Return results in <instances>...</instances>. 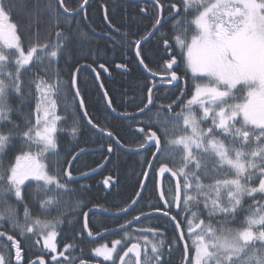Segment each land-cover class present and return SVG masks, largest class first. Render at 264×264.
I'll return each mask as SVG.
<instances>
[{
	"label": "snow or ice",
	"instance_id": "obj_1",
	"mask_svg": "<svg viewBox=\"0 0 264 264\" xmlns=\"http://www.w3.org/2000/svg\"><path fill=\"white\" fill-rule=\"evenodd\" d=\"M83 2L86 4L87 0ZM59 3L63 5V0H59ZM154 3L161 11L152 31L144 37L145 41L148 36L159 32L163 26L162 20L166 22L164 5L160 0H154ZM181 4L183 15L175 3L167 8L168 15L174 17L173 36L160 35L167 56L163 61L164 71L168 74V79L160 81V84L174 85L181 81L178 71L182 64L185 74L190 72L194 81L193 92L189 99L180 101L181 111L174 113L172 109L177 100L167 105L157 103L167 97L160 95L162 88L152 81V86L147 88V95L141 101L142 106H138L139 113L147 119L144 127L139 129L143 139L139 148L154 147L160 154L156 158L160 164L159 174L170 173L176 178L175 192L171 200L164 203L170 209H178L177 215L185 216L187 232L194 248L191 264H264V202L256 201L248 207V215L240 227H225L222 221V226L217 228L211 223V218L220 214L235 218L238 210H244L245 196L254 197L256 193L264 195V0H181ZM10 6L7 0H0V126L11 122L8 90L11 88L24 98L22 71H31L30 65H43L45 60L50 66L68 51L60 41L69 38L61 32L56 33L57 43L29 44L25 51L17 25L10 22L7 11ZM64 11L67 13L68 9ZM190 11L191 17L188 15ZM169 39L172 43H169ZM140 43L139 40L135 42L137 49ZM136 55L140 56L139 50ZM177 56L181 63L177 62ZM139 62L148 69L143 59ZM100 67L103 69L104 66ZM150 74L153 77L157 75L155 72ZM56 76L51 82L39 77L31 82L38 92L35 123L25 116L27 127L22 132L10 130L5 133L0 130V209H3L0 211V228L8 223L10 229L21 237L42 236L43 246L50 253H57L56 238L64 223V213L53 219H48L47 215L52 208H59L66 192L72 191L67 181L78 180L68 170L63 174L59 169L50 171L46 163L49 153L56 154L57 125L63 119L56 113L55 97L66 85L59 79L58 71ZM72 84H75L74 75ZM153 88H157L155 100ZM75 95L79 96L78 88ZM79 103L83 105L82 98ZM108 103L110 105L111 101ZM83 115L87 117V112ZM130 119L134 120L135 117ZM204 121H210L206 129L201 127ZM88 122L92 123L90 118ZM11 123L14 129L19 128L15 122ZM78 131V123L74 122L71 128L74 138ZM17 134L22 141L21 151L11 163L5 165L11 138ZM108 135L112 134L109 132ZM111 150L109 146L108 151ZM78 155L72 159L76 160ZM161 158H171L176 168L162 163ZM225 168L229 175L224 174ZM61 175L65 182H61ZM202 176L212 179L213 183H203ZM254 179L258 180L256 186H252ZM26 181L36 182L33 198H39L43 219L40 214L33 216L25 202L21 222L16 209L7 204L6 196L9 193L17 201L24 202ZM103 183L107 185L109 180ZM160 195L162 198L163 192ZM136 203V200L132 201V204ZM201 203L209 217L207 223L199 218L198 206ZM83 206L77 201V208ZM193 208L197 210L193 211ZM121 211L127 213V209ZM83 215V227L87 229V213ZM164 215H170V211L164 212ZM145 219H150V215H145ZM171 219L176 221V216H171ZM133 220L139 221L140 216L133 217ZM130 223L131 220L126 221V224ZM126 224L120 226L124 230V239L112 241L111 248L107 244L96 247L93 249L96 257H103L112 264H167L163 259L166 240L159 230L144 228L140 230V236H131ZM175 226L180 227L178 221ZM145 233L151 234L153 239H149ZM87 235L92 237V231L88 230ZM3 237L12 242L19 264L22 260L20 241L0 231V238ZM179 238L183 240L184 232H180ZM175 243L167 244V248L170 250ZM188 247L185 241V264H188ZM69 249H74V246L65 245L63 252L53 255L51 259L56 264H75L73 258L65 256ZM60 256L65 258L60 260ZM40 259L43 264L42 257ZM0 264L11 262L0 253ZM80 264L87 262L81 260Z\"/></svg>",
	"mask_w": 264,
	"mask_h": 264
},
{
	"label": "trees",
	"instance_id": "obj_2",
	"mask_svg": "<svg viewBox=\"0 0 264 264\" xmlns=\"http://www.w3.org/2000/svg\"><path fill=\"white\" fill-rule=\"evenodd\" d=\"M152 1L154 0H90L79 14L70 16L63 12L59 0H7V3L11 5L7 9L8 15L11 22L17 25V31L21 36L25 51H27L29 44L38 42L53 45L57 43V32H61L69 39L60 41L68 49L67 53L60 55L50 66L45 60L43 65H30L31 71L28 69L22 71L24 98L22 99L11 88L8 90V103L12 108L9 114L10 121L15 122L19 128L14 129L12 123L8 122L0 126V130L5 133L10 130L22 132L27 127L24 120L25 116L32 123H35L38 92L31 82L36 81L38 77L51 82L57 78L56 73L58 71L59 79L66 87L55 97L57 115L63 119L58 126L56 154L49 153L46 161L49 170L55 172L59 169L60 173L63 174L72 161V157L80 153L81 149L93 151L76 160L71 170L74 177L84 176V174L100 168L108 161L105 168L95 176L80 181H67L68 188L72 191L66 192L59 208H52L47 215L48 219H53L64 213L62 216L64 223L59 228L57 238L58 253L63 252L65 245H73L74 249H69L65 256L73 258L75 264H80L81 260L88 263L112 264L96 258L93 249L99 243L110 244L114 240L124 239V231L104 236L102 240L94 243L88 238L83 227V213L89 212V209H101L109 213H118L122 212V209H127L140 193L145 178L144 174L147 172L156 152L154 147L136 154H130L124 150V148H139L143 142L139 129L144 127L147 122L146 116L142 114L133 120L114 115L107 105L106 97L95 74L97 73L103 90L111 101V106L115 112L120 115L139 112L138 106H142L141 101L147 95V88L152 86V81L159 83L158 80L146 74L141 67L136 57L137 47L135 46L137 40H144V37L152 31L157 19L159 10ZM160 3L164 5L163 15L166 22L163 20V26L159 28V32L144 43L139 51L141 59L144 60V64L148 65L147 70L150 73L155 72L157 76H165L167 73L164 71L163 61L167 56L160 35L167 34L169 38L173 36L174 17L171 18L168 15L167 8L175 3L180 7L181 15H183V5L181 0H160ZM63 4L68 12H75L83 6L84 2L83 0H63ZM106 14L107 19L105 18ZM188 15L189 17L192 16L191 11ZM57 20H59L58 24ZM169 43H172L171 39H169ZM177 62L181 63L179 56H177ZM100 65L104 66L103 69ZM81 66L88 67L80 72L77 80L79 94L83 99L88 118L97 128L114 135L124 148H120L110 138L92 130L83 117L82 108L72 84L73 75H75L76 69ZM178 75L182 77L178 85L159 87L162 88L160 95L167 98L157 102L167 105L173 100H177V104L172 109L174 113L181 111V100H187L191 97L194 84L190 72L185 74L182 64ZM181 93L184 95L181 96ZM156 95L157 89L153 92L154 100ZM155 111L156 109L153 110V112ZM74 122L78 123L79 129L75 138L71 132ZM201 126L206 129L210 126V121L202 122ZM220 138L224 139L223 136ZM161 144L163 146V137H161ZM109 146H111V151H108ZM21 148L20 135H14L6 152L5 165L14 160ZM161 162L167 163L169 167L174 169L177 166L171 158H161ZM159 166L160 164L156 160L145 185L144 193L133 210L119 217L93 212L89 215L88 227L97 234L125 225L126 221L129 220L134 222L136 221L133 220L135 216L142 217L156 212L170 211V217L176 216V221L179 222L184 232V238L188 242L191 256L192 248L186 231L185 216L177 215L176 208L170 209L168 204V208L165 210L159 198L157 177ZM224 174L229 175L226 168ZM106 179L109 180V189L103 183ZM201 179L205 184L213 183L210 178L202 176ZM61 182H65L63 175H61ZM257 184L258 180L254 179L252 186ZM35 191L36 183H28L24 188V202L17 201L10 193L6 196L7 204L16 209L21 222L24 218L25 202L33 216L40 214L41 218H44L40 210L39 198H33ZM174 192V181L169 177L165 178L163 181L165 200L170 201ZM77 201H80L84 206L77 208ZM256 201L264 202V195L256 193L254 197L245 196L242 205L244 210H238L235 218L220 214L213 216L211 223L217 228L222 226L220 223L222 221L225 222L223 224L225 227H240L245 216L248 215V207L254 205ZM156 209H161V211H156ZM2 210L0 209V211ZM192 210L196 211L197 209L193 208ZM198 211L199 218L207 223L209 217L203 203L198 206ZM170 217L161 214L152 215L150 219H143L135 223L127 231L131 236H140L141 234H131L133 227L139 230L144 228L159 230L166 240V247L172 241L176 242L170 250L168 249L167 264H184V247L179 238L176 224ZM70 220L72 221L71 224H69ZM0 231L7 232L15 240L20 241L23 261L22 263L20 261L19 264H29L41 257L46 260L47 264H56V261L51 259L56 254L50 253L44 248L42 236L21 237L16 231L10 229L8 223H5ZM149 237L151 236L149 235ZM0 253L5 256L6 260H10L11 264H18L15 258V248L6 237L0 238ZM59 259L63 260L64 258L60 256Z\"/></svg>",
	"mask_w": 264,
	"mask_h": 264
},
{
	"label": "water",
	"instance_id": "obj_3",
	"mask_svg": "<svg viewBox=\"0 0 264 264\" xmlns=\"http://www.w3.org/2000/svg\"><path fill=\"white\" fill-rule=\"evenodd\" d=\"M89 1H90V0H87V3H86V4L84 3L83 6H82L79 10H77V11H75V12H67V13H66V12L64 11V9H65L64 4H63V5L60 4V7H61V9L63 10V12H64L65 14L70 15V16H74V15L79 14V13H80V12L86 7V5L89 3ZM130 1H137V0H130ZM154 4H155V3H154ZM157 7L159 8L158 5H157ZM159 11H161L160 8H159ZM171 18H172V17H171ZM162 22H163V20L161 21V23H162ZM152 37H153V36H148L147 41H149ZM147 41L142 40L141 43H140V45H139V49L136 48V52H137L138 50H140V47H141L144 43H146ZM136 57H137L138 61L141 59V56L138 57V56L136 55ZM139 63H140V62H139ZM140 65H141V67L143 68V70L145 71V73L151 76L150 72H149L147 69H145L144 66H143L141 63H140ZM85 68H88V67H87V66H81V67H79V68H78L79 71H76V73H75V75H74V78H75V84L73 85L74 92H75V89L78 88V87H77L78 76H79L80 72H81L83 69H85ZM174 68H175V66H174ZM95 74H96L97 81H98V83H99V85H100V88H101V90H102L104 96L106 97L107 105H108L110 111H111L114 115H116V116H118V117H121V118H130V117H133V116H134V117H137V116L142 115V113H139V112L136 113V114H122V115H120V114H118L117 112H115V111L113 110L111 104L109 105V103H108L109 98L107 97L105 91L103 90V87H102V85H101V81H100V79H99L97 73H95ZM152 77H153V76H152ZM153 78H154V79H157V80H167V79H168V76H167V77H159V76H155V77H153ZM179 82H180V81L175 82L174 85H170V84H157V86H158V87H161V86L174 87V86L178 85ZM155 89H157V88H153V89H152V92H154ZM76 97H77L78 101H80V99H81L80 94H79V96H76ZM80 105H81V104H80ZM81 108H82V113H84V112H85L84 105H82ZM83 117L85 118V120L87 121V123L89 124V126L91 127L92 130H94V131L100 133V134L103 135V136H106V137L110 138V139L113 140L115 143H116V141H118L114 135L109 136V135H108V132L101 131V129L97 128L93 123L90 124V123L88 122V120H89L88 116L85 117V116L83 115ZM116 144H117L120 148H124V147L121 145L120 142H119V143H116ZM149 148H153V147H147V148H145V149H141V148H136V149H128V148H126V149H125V148H124V150L127 151V152L130 153V154H136V153L144 152V151L148 150ZM92 151H93V150L80 152L79 155H78V157H77V159H78L80 156H82V155H84V154H86V153L92 152ZM158 156H159V153L155 152V155L153 156L152 161H151V163H150V165H152V167H149V168H148V170H147V172H146L147 175H146L145 178H144V181H143V184H142L141 191H140V193L138 194L137 198L135 199V200L137 201V203H136V204H131V205L127 208V213H129L131 210H133V209L136 207V205L138 204V202L140 201V199H141V197H142V195H143V193H144L145 185H146L147 180H148V178H149V176H150V174H151V172H152V170H153V168H154L155 162H156V160H157L156 158H157ZM77 159H76V160H77ZM76 160H73V159H72V161L70 162V165H69V167H68V169H67L68 171H71V168H72V166L74 165V163H75ZM107 162H108V161H107ZM107 162L104 163L100 168H98V169H96V170H94V171L88 173L87 175H84V176H81V177H77V178H78L77 181H80V180H83V179H87V178H90V177H92V176H95V175L99 174V173L105 168ZM157 177H158V192H159V197H160V200H161L162 204L164 205V207L167 208V204L164 203V201H165V199H164V195H163L162 198H161V195H160V193L163 192V180H164L165 178L169 177V178H171V179L174 181V183H175L176 178H175V177H172L170 173H165L163 176H161V175L159 174L158 171H157ZM71 182H74V181H71ZM176 211H179V210L176 209ZM93 212L104 213V214H108V215H111V216H114V217H119V216H123V215L127 214V213H125L124 211H122V212H118V213H109V212L103 211V210H101V209H92V211H89L88 213L90 214V213H93ZM158 214L164 215V213H157V212H156V213H152V214H148V215L152 216V215H158ZM87 215H88V214H87ZM143 219H145V216L140 217V220H139V221H141V220H143ZM139 221H134V222H132V223H130V224H127V225H126V229L132 227L133 225H135V223H137V222H139ZM174 222H175V224H176V221H174ZM88 230H89V227H88L87 229H85L86 233L88 232ZM123 231H124V230L121 229V227H120V228H118V229H116V230H113V231H107V232H104V233H102V234H100V235L104 237V236H107V235H110V234H115V233H119V232H123ZM178 231H179V234H180V232H183L181 227L178 228ZM90 239H91V240H95L94 237H90ZM181 242H182L183 247H184L185 238H183V240H181ZM130 255H131V254H130ZM187 259H188V264H189V259H190V253H189V250H188V253H187ZM42 260H43V264H47L46 260H44V259H42ZM22 261H23V260H21V263H22ZM34 262H35V264H41V259H37V260H35ZM31 264H32V263H31ZM87 264H94V263H88V262H87ZM184 264H185V262H184Z\"/></svg>",
	"mask_w": 264,
	"mask_h": 264
},
{
	"label": "flooded vegetation",
	"instance_id": "obj_4",
	"mask_svg": "<svg viewBox=\"0 0 264 264\" xmlns=\"http://www.w3.org/2000/svg\"><path fill=\"white\" fill-rule=\"evenodd\" d=\"M165 208V207H164ZM165 210H167V209H165ZM119 227H117V228H115V229H113V230H116V229H118ZM109 231H112V230H109ZM133 231H134V233H133ZM131 234H141V232H140V230L139 229H137V228H135V227H133L132 228V230H131ZM93 233V232H92ZM103 232H100V233H93V235H100V234H102ZM145 234H148V233H145ZM148 235H150L151 236V234H148ZM88 236V235H87ZM88 238L90 239V237L88 236ZM150 239H153V237L151 236V237H149ZM91 240V239H90ZM123 240V239H122ZM98 242V241H97ZM133 242H135V241H133ZM103 244H107L108 246H110V247H112V242L109 244V243H105V242H103V243H99V245H103ZM99 245H97V246H99ZM97 246H95V247H97ZM129 246H130V244H129ZM94 247V248H95ZM167 252H168V248L165 246V248H164V257H163V259L164 260H166L167 261V263H168V254H167ZM56 254V253H55ZM167 254V255H166ZM95 255V254H94ZM63 258H65V256H62ZM96 257V256H95ZM96 258H98V259H100L99 257H96ZM101 260V259H100ZM51 262H53V261H51Z\"/></svg>",
	"mask_w": 264,
	"mask_h": 264
},
{
	"label": "rangeland",
	"instance_id": "obj_5",
	"mask_svg": "<svg viewBox=\"0 0 264 264\" xmlns=\"http://www.w3.org/2000/svg\"><path fill=\"white\" fill-rule=\"evenodd\" d=\"M158 10H159V8H158ZM160 12V11H159ZM10 22H11V20H10ZM167 76H168V74H167ZM166 76V77H167ZM159 81V83L158 84H160V81H162V80H158ZM166 84V83H165ZM162 87V86H161ZM156 90V89H155ZM56 113H57V111H56ZM59 126V122H58V125H57V127ZM202 127V126H201ZM28 183H36V182H34V181H26V183H25V185L26 184H28ZM187 231V230H186ZM187 234H188V232H187ZM57 238H58V236H57ZM57 238H56V243H57ZM42 239H43V237H42ZM188 239H189V241H190V245H191V248H192V253H191V256H190V259H189V264H191V261L193 260V257H194V248H193V246H192V244H191V238L189 237V235H188ZM100 246V245H99ZM98 247V246H97ZM109 248H111L110 246H108ZM96 248V247H95ZM94 248V249H95ZM58 254V246H57V253H56V255ZM102 261H105L104 259H103V257H99ZM105 262H111V261H105Z\"/></svg>",
	"mask_w": 264,
	"mask_h": 264
},
{
	"label": "bare ground",
	"instance_id": "obj_6",
	"mask_svg": "<svg viewBox=\"0 0 264 264\" xmlns=\"http://www.w3.org/2000/svg\"><path fill=\"white\" fill-rule=\"evenodd\" d=\"M76 162V161H75ZM75 164V163H74ZM70 165V164H69ZM69 167V166H68ZM73 167V166H72ZM68 169V168H67ZM71 170H72V168H71ZM87 221H88V218H89V215L91 214H89L88 212H87ZM84 219H85V217H84ZM104 233V232H103ZM92 237H94L95 238V240H91L92 242H97V241H100V240H102L104 237L103 236H101V235H93ZM42 242H43V239H42ZM32 263V262H31ZM31 263H29V264H31Z\"/></svg>",
	"mask_w": 264,
	"mask_h": 264
}]
</instances>
